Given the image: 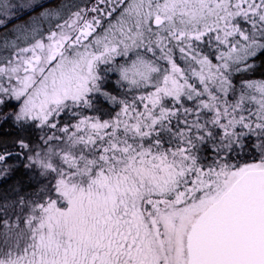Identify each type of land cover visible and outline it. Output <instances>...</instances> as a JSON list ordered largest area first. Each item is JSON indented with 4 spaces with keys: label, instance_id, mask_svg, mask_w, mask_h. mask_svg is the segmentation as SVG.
<instances>
[{
    "label": "snow or ice",
    "instance_id": "obj_1",
    "mask_svg": "<svg viewBox=\"0 0 264 264\" xmlns=\"http://www.w3.org/2000/svg\"><path fill=\"white\" fill-rule=\"evenodd\" d=\"M0 264H264V0H0Z\"/></svg>",
    "mask_w": 264,
    "mask_h": 264
}]
</instances>
